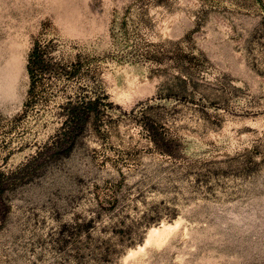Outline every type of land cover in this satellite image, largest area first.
Instances as JSON below:
<instances>
[{"label": "rangeland", "instance_id": "374dc122", "mask_svg": "<svg viewBox=\"0 0 264 264\" xmlns=\"http://www.w3.org/2000/svg\"><path fill=\"white\" fill-rule=\"evenodd\" d=\"M0 264H264V0H0Z\"/></svg>", "mask_w": 264, "mask_h": 264}, {"label": "trees", "instance_id": "16d2710c", "mask_svg": "<svg viewBox=\"0 0 264 264\" xmlns=\"http://www.w3.org/2000/svg\"><path fill=\"white\" fill-rule=\"evenodd\" d=\"M46 56L45 49L37 44L32 47L28 55L26 69L30 78L29 96H32L34 93V88L40 78V74L46 67L44 65ZM99 100V97H83L81 101L73 102L72 100H68L62 105L59 116L63 117V128L56 136L55 144L65 139L72 140L82 128L88 116L94 112H98ZM30 103L28 102L27 106Z\"/></svg>", "mask_w": 264, "mask_h": 264}, {"label": "bare ground", "instance_id": "6f19581e", "mask_svg": "<svg viewBox=\"0 0 264 264\" xmlns=\"http://www.w3.org/2000/svg\"><path fill=\"white\" fill-rule=\"evenodd\" d=\"M153 232H154V231H151V232H150V235H149V237H151V235H152V233H153ZM133 253H134V252H133Z\"/></svg>", "mask_w": 264, "mask_h": 264}]
</instances>
